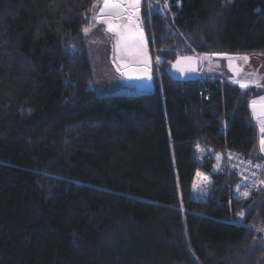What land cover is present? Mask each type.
<instances>
[{"label":"trees","instance_id":"16d2710c","mask_svg":"<svg viewBox=\"0 0 264 264\" xmlns=\"http://www.w3.org/2000/svg\"><path fill=\"white\" fill-rule=\"evenodd\" d=\"M167 2L143 9L156 90L99 94L82 32L97 0H0V264H264V189L237 199L226 155L264 161V90L166 71L264 55V0Z\"/></svg>","mask_w":264,"mask_h":264},{"label":"snow or ice","instance_id":"6c2138e0","mask_svg":"<svg viewBox=\"0 0 264 264\" xmlns=\"http://www.w3.org/2000/svg\"><path fill=\"white\" fill-rule=\"evenodd\" d=\"M100 3L101 0H97V3L93 5L89 14L85 17V23L91 19L94 24L99 23L105 25L107 31L114 34L116 38L115 47L117 51L121 53L134 51L140 58L137 62L143 64L144 67L126 72L125 74L129 78L151 79L150 59L147 55L143 19L140 15L142 0H102V7L100 6ZM165 3H167V0H165ZM157 7H159V5ZM148 10L150 14L153 10L152 5H148ZM89 31V28H84L82 30L85 36L89 33ZM134 41H138V43H134ZM216 55H224L229 60V66L233 67L236 71H238V69L232 64L234 59L243 60L245 63L249 61V57L247 55H239L236 57H231L227 54ZM156 59L159 61V57ZM184 59L191 63L195 62V58L193 57H185ZM125 67H127V65H125ZM117 70L119 71V68ZM180 70L194 71L195 68H181ZM251 75L255 76L256 73H252ZM233 82L238 84L241 89H248L250 83H255V86L258 88L264 87V84L260 83L259 79L254 82L241 80H235ZM250 107L252 109V115L259 126V150L261 153H264V96H260L258 99H253L250 102ZM217 158L219 159V157ZM256 167H264V165L258 164ZM260 183L264 184V181H261ZM237 191H239V186L237 187ZM249 194V191L245 189L242 193V197L246 198ZM244 216L245 212L241 211L239 213V217L243 219ZM258 231L264 232V228L258 229ZM261 243H264V241H257V244Z\"/></svg>","mask_w":264,"mask_h":264},{"label":"rangeland","instance_id":"374dc122","mask_svg":"<svg viewBox=\"0 0 264 264\" xmlns=\"http://www.w3.org/2000/svg\"><path fill=\"white\" fill-rule=\"evenodd\" d=\"M101 6H102V0H101ZM141 8H142V5H141ZM143 26H144L143 28L144 30L145 25ZM87 28H89L90 31L85 36L86 47L89 53L90 62H91L92 70H93V76H94L93 83H94V87L96 91L99 94H128V93L136 92L137 89L134 86L125 84L121 80V76L115 67V64L116 63L119 64V62L120 61L122 62V60H126L129 64H141L137 62L138 59H137L135 52L130 54L131 56L130 55L126 56L124 53L117 51L115 47L116 38L114 34L107 31V28L105 25L99 24V23L94 24L92 22V24ZM144 36L146 37L145 31H144ZM113 44H114V48H113ZM113 49H114V53H113ZM194 53L199 54V55H204V58H205V55H208L206 59L208 58L212 60V65L210 66V69L212 68L213 71L216 69H219L223 73H225V75H227V78L231 77L230 79L223 78L222 80H226L228 82L233 83V81L235 80L254 82L257 79H259L260 83L263 84L264 55L255 56L252 54H241V55H247L249 57V61L245 63L243 60L235 59V62L238 65L237 67L238 71L236 70L230 71L229 69L226 68V66L219 67L221 63L220 61H224L223 59H216L212 56V54H209V53H201L198 51H194ZM213 61H214V64H213ZM207 63L208 62L205 61L203 71L205 73H208L209 76L213 77V75L207 72V69H206ZM153 66L154 65H153V60H152V55H151L150 68L153 69ZM252 73H256V75L253 76L251 75ZM250 85L255 86V83H250ZM259 88L262 91L264 90V87H259ZM262 154L264 156V153ZM218 157L220 158L221 155L219 154ZM263 189H264V186H263ZM238 219L240 222L244 223L245 216L243 219H241L240 217ZM256 231H258V229ZM258 237L259 239L261 238L264 240V232L258 231Z\"/></svg>","mask_w":264,"mask_h":264},{"label":"water","instance_id":"95a60500","mask_svg":"<svg viewBox=\"0 0 264 264\" xmlns=\"http://www.w3.org/2000/svg\"><path fill=\"white\" fill-rule=\"evenodd\" d=\"M140 15H141V11H140ZM143 25H144V19H143ZM123 53L126 56H129L130 54L134 53V51H128V52H123ZM216 54H227L228 56H231V57H236V56L241 55V53H214L212 54L214 58L223 59V60L227 58L224 55H216ZM255 56H259V55H255ZM185 57H193L195 58V62L191 63L189 61H186L184 59ZM125 65H127V67H125ZM204 65H205L204 55H199L196 53L183 54L177 57L174 61H170L169 65L166 68V71L173 79L180 80V81L206 79L208 77V74L203 71ZM115 67L116 69L119 68V71L118 70L117 71L121 76V80L125 84L134 86L138 92H142V93L149 92L150 93L156 90V85H155L154 76H153V69L150 68L151 79H147V78H129L125 74L126 72H129L131 70L144 67L143 64H129L126 60H122V62L120 61L119 64L116 63ZM193 67L195 68L194 71H191V70L181 71L180 70L181 68L189 69ZM250 87L251 85L249 86V88ZM260 96H264V92L258 96L252 97L250 99V102L253 99H258ZM250 102H249V106H250Z\"/></svg>","mask_w":264,"mask_h":264},{"label":"built area","instance_id":"2783aa9c","mask_svg":"<svg viewBox=\"0 0 264 264\" xmlns=\"http://www.w3.org/2000/svg\"><path fill=\"white\" fill-rule=\"evenodd\" d=\"M229 167L237 176L235 184V197L240 200L250 198L258 189L264 186V167H256V165H264V161H255L245 157L240 151L229 149L226 153ZM239 186V191L237 187ZM247 189L249 196L242 197L243 191Z\"/></svg>","mask_w":264,"mask_h":264},{"label":"bare ground","instance_id":"6f19581e","mask_svg":"<svg viewBox=\"0 0 264 264\" xmlns=\"http://www.w3.org/2000/svg\"><path fill=\"white\" fill-rule=\"evenodd\" d=\"M143 28H144V26H143ZM144 31H145V29H144ZM145 35H146V49H147V55H148V57H149V59H150V61H151V53H150V47H149V41H148V38H147V33H146V31H145ZM135 43H138V41H135ZM137 56V55H136ZM206 57H208V55H205V61H207L208 63H207V65H206V69H207V72H209V74H211V75H213L214 77H218V78H221V79H230L231 77H228L227 78V75H225V73H223L221 70H219V69H216V70H214L213 71V69L211 68L210 69V66L212 65V60L211 59H206ZM137 59L139 60L140 58L137 56ZM221 63H220V65H219V67H221V66H226V68L227 69H229L230 71H232V69H234L233 67H230L229 66V60L228 59H226V60H224V61H220ZM239 62V61H238ZM213 64H214V61H213ZM232 64L235 66V61L233 60L232 61ZM237 181V180H236Z\"/></svg>","mask_w":264,"mask_h":264},{"label":"crops","instance_id":"0c3cea01","mask_svg":"<svg viewBox=\"0 0 264 264\" xmlns=\"http://www.w3.org/2000/svg\"><path fill=\"white\" fill-rule=\"evenodd\" d=\"M102 7V6H101ZM234 61H235V59H234ZM238 67V65H237V63L235 62V68H237ZM232 70H234V69H232ZM214 77V76H213ZM218 78V77H217ZM219 79H221V78H219ZM234 83V82H233ZM234 84H236V83H234ZM238 85V84H237ZM221 155V157L218 159L217 157L219 156V154H217L216 155V159H217V163H216V165H215V170L216 171H220L223 167H222V160H223V158H224V155L223 154H220Z\"/></svg>","mask_w":264,"mask_h":264},{"label":"flooded vegetation","instance_id":"af4514ba","mask_svg":"<svg viewBox=\"0 0 264 264\" xmlns=\"http://www.w3.org/2000/svg\"><path fill=\"white\" fill-rule=\"evenodd\" d=\"M142 1H143V3H142V8H141V15H142V18L144 19V10L143 9H144V6H145V0H142ZM159 3H160V0H151V5L152 6H155V5L159 4ZM144 25H145V23H144ZM113 48H114V44H113ZM113 53H114V49H113Z\"/></svg>","mask_w":264,"mask_h":264}]
</instances>
